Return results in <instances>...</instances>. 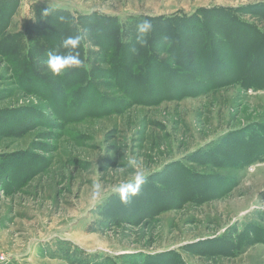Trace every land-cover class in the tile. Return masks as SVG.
I'll return each mask as SVG.
<instances>
[{"label":"rangeland","instance_id":"rangeland-1","mask_svg":"<svg viewBox=\"0 0 264 264\" xmlns=\"http://www.w3.org/2000/svg\"><path fill=\"white\" fill-rule=\"evenodd\" d=\"M263 71L264 0H0V264H264Z\"/></svg>","mask_w":264,"mask_h":264},{"label":"clouds","instance_id":"clouds-1","mask_svg":"<svg viewBox=\"0 0 264 264\" xmlns=\"http://www.w3.org/2000/svg\"><path fill=\"white\" fill-rule=\"evenodd\" d=\"M47 13V12H45ZM152 29L151 21L148 19L143 20L137 26L139 34V42L143 44L145 42L144 37ZM83 40L81 34L69 35L63 38L57 49L48 53L47 66L51 73L55 76H62L69 71L80 68L83 66V61L80 59L78 48L80 47ZM63 49L64 51H60ZM128 165L134 169L130 173V179L120 183L118 187L114 189L118 192L121 198L127 202L129 198L138 195L141 191L142 186L147 181L145 172L139 169L135 160H129ZM120 172H124L125 169L118 168ZM102 187L99 183L93 184V197L99 198L101 195Z\"/></svg>","mask_w":264,"mask_h":264},{"label":"trees","instance_id":"trees-1","mask_svg":"<svg viewBox=\"0 0 264 264\" xmlns=\"http://www.w3.org/2000/svg\"><path fill=\"white\" fill-rule=\"evenodd\" d=\"M161 20H163V19H161ZM180 23H182V30H183V33L186 35V34H188V33H191L190 32V29H186V28H189V22L187 21V20H185V19H182V21L180 22ZM183 23H186L187 25L185 26V25H183ZM201 23H202V21H201ZM196 27H197V29L199 30V28H201V30H199L200 32L198 33V35H196L195 36V34H196ZM196 27H194V32L192 31V33L191 34H193V35H191L190 37H189V39L190 40H192V41H194L195 39H197L196 41H194V43L196 44V45H198V41H199V44H201V41H202V39L201 38H204L205 37V33L202 31V29H203V27H204V25H200V24H198ZM194 36H195V38H194ZM235 37V36H234ZM233 36H228L227 38L229 39V42H230V44H231V47H233L234 45H235V42H236V39L234 38ZM233 41H234V43H233ZM236 47V46H235ZM211 49H213V50H215L216 51V47H210ZM215 51H213V53H210V55H208L207 57H204L205 59H207V63H209V62H213L217 57H216V54H215ZM158 64L160 63V62H157ZM153 64V63H152ZM160 65V64H159ZM191 67V66H190ZM161 68H163V67H160V69ZM208 68V67H207ZM192 69V68H191ZM162 70V69H161ZM165 70V69H164ZM89 71V70H88ZM166 72H169L170 73V76L171 77H176V76H179V77H183V78H185V76H182V75H179V74H177L175 71H172L171 69H169L168 67H166V70H165ZM195 72H197V73H200V74H202V76L204 77V79H206L208 82H209V84H210V86L211 87H214V85H216V83H217V81L215 80L216 78H215V76L217 75V73L218 72H216V71H213V70H203V68H200V69H196V71ZM264 72V71H263ZM113 75V74H112ZM115 77V76H114ZM131 77H132V75H131ZM131 77H129L128 76V78L130 79ZM120 78H123V75L121 76V77H119V79ZM233 78V76L232 77H230L229 75H227V76H223L220 80H222L223 82H220L221 84H223V83H225V82H228V81H231V79ZM182 79V78H181ZM236 82L237 83H239V84H241V85H244L245 87H247V88H255V89H257L258 87H262V88H264V81L261 83V82H259L258 81V84L257 83H254V82H250V80H248V79H239L238 78V76H237V78H236ZM194 85H193V83H188L186 86H184L183 87V90H181L180 91V89H175V91H176V93L178 92V93H180V94H182L183 96H191L190 94H193V93H196V90L195 91H192L193 89H194V87H193ZM257 87V88H256Z\"/></svg>","mask_w":264,"mask_h":264}]
</instances>
